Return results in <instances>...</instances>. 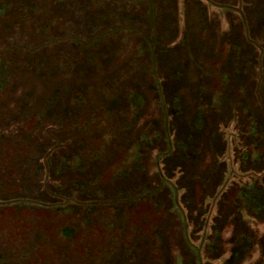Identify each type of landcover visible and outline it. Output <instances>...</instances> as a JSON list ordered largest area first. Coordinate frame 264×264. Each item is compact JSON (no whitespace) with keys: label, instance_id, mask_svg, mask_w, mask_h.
Returning <instances> with one entry per match:
<instances>
[{"label":"rangeland","instance_id":"rangeland-1","mask_svg":"<svg viewBox=\"0 0 264 264\" xmlns=\"http://www.w3.org/2000/svg\"><path fill=\"white\" fill-rule=\"evenodd\" d=\"M27 1L26 14L1 15L0 55L19 64L65 51L78 62H53L44 76L20 69L0 93V264H264V209L232 195L264 189V138L248 126L250 116L264 125V0H87L47 31L52 0ZM95 53L99 63L84 58ZM88 85L102 101L70 106ZM47 98L55 103L25 131ZM129 102L142 103L132 119ZM104 115L121 127L101 155L64 164L104 134ZM147 127L159 135L140 166L95 182ZM147 225L160 231L164 260Z\"/></svg>","mask_w":264,"mask_h":264},{"label":"trees","instance_id":"trees-1","mask_svg":"<svg viewBox=\"0 0 264 264\" xmlns=\"http://www.w3.org/2000/svg\"><path fill=\"white\" fill-rule=\"evenodd\" d=\"M87 0H52V15L51 18L48 20V22L45 24L42 29L44 31H47L49 28L54 27L57 25L60 19V13L63 9H72V8H79L82 5L85 4ZM33 7L30 5V3L27 0H11L0 3V17L1 15H10L14 12V16H21L23 14H26L29 12ZM94 55V54H93ZM97 55L98 60L93 61L91 58L92 55H87L84 57L89 61V63H99V59L102 57L101 53H95ZM222 59V58H220ZM82 61V58H81ZM58 64L59 67H66L69 68L70 66H76V62H78V59L71 56L69 53L65 51H61L51 57H41V58H34L29 60H23L21 63L18 64L16 58H9L4 57L3 55H0V93L5 92L6 90H9L12 87V84L18 76V72L20 69L22 70H29L33 73H36L38 75L46 74L48 75V72L50 73L53 71L51 69V63ZM80 62V60H79ZM221 62V60L219 61ZM220 64V63H219ZM215 85L213 88V105L217 108L220 107L221 104V82L222 78H215ZM221 81V82H220ZM131 88V87H128ZM132 89V88H131ZM88 93H90L91 96H88ZM131 95V94H130ZM102 101L101 97L98 93V88L94 85H88L85 88H75L71 92V96L69 99V105L75 106V105H82L87 104L90 102H99ZM54 99L47 98L46 100H42L38 103V113L31 118L25 125L24 130L25 131H31L35 125L38 123L41 117L47 115L48 108L53 106ZM142 103L134 102L127 104L124 108V110L128 113V117L130 119L133 118V116H136V114L139 111V108ZM121 110L119 113L121 114ZM202 112L203 109L201 107ZM201 112V111H200ZM114 117V116H113ZM100 124L106 125L104 129V134L96 139H92V142L89 144V147L87 150H84L80 153H74L71 157H67L63 159V163L66 165H72L79 167L81 163H83L84 158H97L104 149V143L111 139L115 132L120 128L121 124L119 123V118L117 117H108V115H104L103 118L100 121ZM250 128L249 134H254L261 136V138H264V125L258 123L255 117L250 116L249 118V124ZM143 133L140 135L138 140H136L130 149L126 152V154L119 158L116 162H114L113 165H111L109 168L105 169L101 174H99L95 180L97 183H103V182H110L113 179L120 176L123 172L132 170L137 166H140V164L143 162V149L145 148V144L147 143L148 137L150 136H156L158 137L157 131H152L151 128L147 127L144 129ZM151 130V131H150ZM259 153L261 155H264V148L261 147ZM260 155V156H261ZM137 168V167H136ZM233 197L236 199H241L245 203L246 206H250V209L253 210H260V208L263 207L264 209V203H260L259 199L264 197V189L260 190L258 193L253 190L252 192L246 193L243 192L241 189L238 191H234L232 193ZM152 213L154 214L155 218L158 219V216H160L161 219L164 221L167 213L165 210V202L162 200H156L152 204ZM147 206V204H146ZM146 208V209H145ZM142 209L141 213L147 214V207ZM161 212V213H160ZM32 217L35 218V221L43 220L44 218H47V216H42L41 214L37 215L36 213L33 214ZM134 220H140L141 217L133 216ZM129 224L122 225L121 228H119V233L121 237L124 236V238H127V242L131 243V239L134 233L126 235L127 228L129 229ZM159 229L157 226H153L150 228V226L147 225L146 229L144 230V235L148 236L149 238V246L150 251L153 254H156V258L158 257L160 260H164L163 255H161L160 250V244H161V235L159 233ZM92 234H95L96 232L92 231ZM126 235V236H125ZM246 252H249L248 249H246ZM247 254V253H246ZM228 263V262H227ZM230 263V262H229ZM228 263V264H229Z\"/></svg>","mask_w":264,"mask_h":264},{"label":"flooded vegetation","instance_id":"flooded-vegetation-1","mask_svg":"<svg viewBox=\"0 0 264 264\" xmlns=\"http://www.w3.org/2000/svg\"><path fill=\"white\" fill-rule=\"evenodd\" d=\"M11 214H12V221H14V208L11 210ZM92 231H94V230H92ZM62 236H63V238H66L67 237V232L64 230L63 232H62ZM14 237V236H13ZM86 236H84V238H85ZM95 238V237H97V236H95V234H92L91 235V238ZM108 239L110 240V237H108Z\"/></svg>","mask_w":264,"mask_h":264}]
</instances>
